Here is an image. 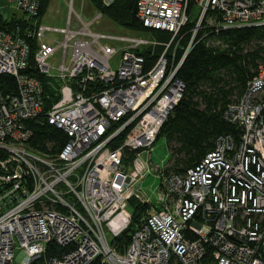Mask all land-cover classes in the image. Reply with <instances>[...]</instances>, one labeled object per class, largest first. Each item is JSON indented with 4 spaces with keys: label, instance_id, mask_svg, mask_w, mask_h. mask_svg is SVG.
I'll return each mask as SVG.
<instances>
[{
    "label": "built area",
    "instance_id": "1",
    "mask_svg": "<svg viewBox=\"0 0 264 264\" xmlns=\"http://www.w3.org/2000/svg\"><path fill=\"white\" fill-rule=\"evenodd\" d=\"M116 1L102 0L105 6ZM7 3L32 25L36 69L58 83V99L45 111L43 84L23 73L30 45L18 32L0 31V77H13L17 89H0V264H91L97 258L105 264H264V62L241 100L224 111L240 128V140L219 136L198 165L166 177L163 207L141 219L124 253L109 245L131 224L130 200L150 202L139 185L151 174L153 147L184 95L177 73L196 37L264 28V0H138L144 28L172 35L150 69L141 52L160 43L94 33L101 14L85 23L69 3L66 27L52 28L39 21L42 0ZM193 12L197 24L176 64L178 44L171 59L167 53ZM42 115L68 137L57 157L28 146V123ZM122 135V146L113 150ZM50 243L65 251L46 257Z\"/></svg>",
    "mask_w": 264,
    "mask_h": 264
},
{
    "label": "trees",
    "instance_id": "2",
    "mask_svg": "<svg viewBox=\"0 0 264 264\" xmlns=\"http://www.w3.org/2000/svg\"><path fill=\"white\" fill-rule=\"evenodd\" d=\"M102 14L120 27L131 32H145L143 24L137 17L138 0H118L111 6H103L101 0H89ZM51 0H42L40 19L44 17ZM198 14L193 12L189 24L181 31L172 45L169 59L172 58L175 46V63L178 64L192 38ZM31 27V28H30ZM0 31L16 34L30 45V58L24 74L38 79L44 86V96L47 97L45 111L57 101L56 91L58 83L39 74L35 65L37 41L29 38L33 32L32 25L20 19L2 20ZM159 38L165 35L160 31H152ZM169 37H165L168 40ZM196 45L184 60L177 79L185 84L184 95L174 108L161 132L159 138L167 142L171 160L163 169L165 176L184 175L187 170L198 165L215 147L219 136L231 135L236 142L240 140L239 127L224 119V111L229 104L238 103L244 95L247 84L257 75L259 66L264 62V28H246L228 30L213 34L202 40L200 33L196 37ZM170 42V41H169ZM217 44V45H216ZM139 53V52H138ZM162 53V49L151 48L141 52L147 61V69L152 68ZM0 89L5 93L16 94V82L11 76L0 77ZM33 136L29 141V148L45 157H57L68 137L60 130L48 123L44 116L28 123ZM124 135L116 139L111 148L122 146ZM127 158L132 154L127 152ZM149 205H143L131 199L129 211L132 220L129 228L118 237L109 239V245L118 252L124 253L130 245L133 234L141 223V219L148 213ZM150 213V212H149ZM65 249L54 243L47 246L46 257L61 254ZM91 264H105L102 258H97Z\"/></svg>",
    "mask_w": 264,
    "mask_h": 264
},
{
    "label": "rangeland",
    "instance_id": "3",
    "mask_svg": "<svg viewBox=\"0 0 264 264\" xmlns=\"http://www.w3.org/2000/svg\"><path fill=\"white\" fill-rule=\"evenodd\" d=\"M102 1V0H101ZM72 3L74 11L83 17L85 23L90 24L94 22L97 14H101L100 20L91 25V30L94 33L107 34L112 36L120 37H137L147 40L150 44L160 43V45L151 49V51L157 48L162 49L163 54L165 46L169 43L172 38L171 34H162L159 38L151 30L145 32H131L128 31L112 20H110L106 15L102 14L98 9H96L89 0H51V3L46 11L44 17L40 20L41 25L52 27V28H64L66 27V22L68 18L69 7L68 4ZM103 6L104 2H102ZM10 17L4 19V17ZM23 14L17 11L14 7L9 6L5 0H0V18L2 20H18L22 18ZM56 39L61 40L60 36H54ZM165 37H169L168 40ZM217 45V44H216ZM172 46L170 47L168 54H171ZM174 53V52H173ZM160 55V56H161ZM61 53L57 52L51 58V63L54 67L59 65ZM120 56L112 60V65L115 69L119 67ZM171 155L164 138H159L153 147V154L151 160V174L144 179L139 185L140 194L148 199L150 202L148 207V213L158 211L163 207L164 202L159 200V192H163L165 187L163 184L164 179L167 176L164 175L163 169L167 167L170 163ZM165 177H163V176ZM140 203V202H139ZM146 213V215L148 214Z\"/></svg>",
    "mask_w": 264,
    "mask_h": 264
},
{
    "label": "crops",
    "instance_id": "4",
    "mask_svg": "<svg viewBox=\"0 0 264 264\" xmlns=\"http://www.w3.org/2000/svg\"><path fill=\"white\" fill-rule=\"evenodd\" d=\"M5 2L7 3V0H5ZM8 4V3H7ZM4 17V16H3ZM6 18H10V17H4V19H6ZM19 19V18H18Z\"/></svg>",
    "mask_w": 264,
    "mask_h": 264
}]
</instances>
